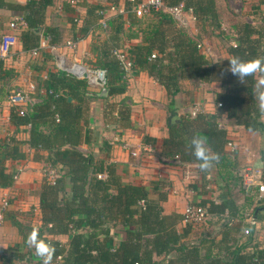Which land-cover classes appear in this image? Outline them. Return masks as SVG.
I'll use <instances>...</instances> for the list:
<instances>
[{
    "label": "trees",
    "instance_id": "obj_1",
    "mask_svg": "<svg viewBox=\"0 0 264 264\" xmlns=\"http://www.w3.org/2000/svg\"><path fill=\"white\" fill-rule=\"evenodd\" d=\"M54 1L29 0L20 4L0 0V9L20 12L27 23L20 36L25 50L39 47L42 38L51 37L53 43L58 41L59 30L46 26V11ZM121 1L107 0L108 5H85L83 2L77 8L67 2L75 11L81 6L87 8L89 19L80 30L83 34L102 19L100 12L110 5L126 6L124 14L110 17L108 29L104 31L107 37L94 46L97 61L93 66L107 73V95L99 96L110 99L127 91L128 81L115 54L118 50L128 52L137 69L146 71L162 85L170 98L183 92L185 81L221 82L223 91L218 94L221 106L217 114L201 113L192 118L179 116L177 109H172L164 153L172 158L180 156L184 162L199 167L200 161L191 154L188 146L193 135H202L207 138L212 152L219 154L216 163L219 168L228 167L231 162L226 153L228 132L219 123L223 114L248 131L264 132L254 92L256 78L249 77L244 84L226 71L228 60L233 56L243 60L264 56V24L241 21L226 31L216 0H165L169 7L185 2L187 9L193 11L200 31L193 37L165 11H154L147 16L155 18L144 21L146 16L139 18L133 12V3ZM203 35L220 39L230 57L211 61L198 47ZM126 40L135 43L128 48ZM154 54H157L156 58H153ZM9 75L4 60L0 59V82ZM44 94V101L32 104L25 115L12 107L11 123L17 129L30 127V138L19 141L13 137L10 143L1 147L0 187L14 185L16 179L8 172L6 161L26 157L21 145L33 149L36 160L61 166V174L54 181H45L40 194L43 223L37 233L40 240L50 243L55 250L52 264H158L157 257L169 256L167 264H264V246L257 244L255 229L252 228L251 235L238 245V230L231 227L230 222L240 216V208L233 198L216 202L207 184L203 182L197 186V192L202 195L198 204L208 210L211 220L217 221L195 227L184 222V214L165 213L166 191L157 185L150 189L127 183L115 164L98 158L99 154L80 150V146L96 141L88 127L91 110L88 104L94 95L85 80L61 71L51 72L45 82ZM107 106L106 115H109L110 105ZM123 108L116 119L119 124L130 126L131 108L129 105ZM103 145L101 155L108 154L110 146ZM228 154L235 156V152ZM199 172L203 179L209 173L201 172L200 168ZM242 190L245 194L243 185ZM246 196L254 201L257 193ZM254 211L256 220L264 218V196L258 199ZM214 225H220L219 229L214 231ZM205 227L209 231H204ZM120 232L123 238L116 244ZM190 234L195 235L196 242ZM62 235L69 237L67 243L56 239ZM29 257L32 264H42L34 246L28 251L11 248L9 253L0 255L2 264H22Z\"/></svg>",
    "mask_w": 264,
    "mask_h": 264
},
{
    "label": "crops",
    "instance_id": "obj_2",
    "mask_svg": "<svg viewBox=\"0 0 264 264\" xmlns=\"http://www.w3.org/2000/svg\"><path fill=\"white\" fill-rule=\"evenodd\" d=\"M12 1L26 4L29 0ZM216 1L222 18L223 29L226 31L232 28L233 23L241 21L264 24V0H232L243 5L244 13L238 12V9L227 3L226 15L229 14L231 16L230 23L232 25L228 24L226 15L222 11V7H220V3L222 6L223 1ZM84 4L108 5L109 2L107 0H84ZM19 17H22V14L18 11L0 9V34L8 30L9 24ZM191 17L192 15L188 18ZM88 19L86 7L81 6L75 11L68 6L67 0H55L53 5L48 7L46 11V26L56 28L60 33L56 43L51 41L52 44L58 47L56 51L58 56H63L70 62L75 59L86 64L97 61L94 46L107 35L104 32L105 29L99 25V22L93 23L88 32L83 34L80 30ZM193 20L192 17L190 25L191 27L194 26V28L188 33L196 37L200 34V31L196 21ZM4 26L7 29H3ZM26 28L19 33V38ZM98 34L101 35L98 36ZM74 38L78 40L77 47L74 49L66 47L65 42ZM219 40L216 38L209 39L203 35V40L201 41L205 48L203 49L205 54L213 62L230 57ZM51 43L42 38L41 46L43 52L38 57H35L32 51H27L23 48L20 39L19 43L13 47L10 58L4 61L11 75L0 82V158L2 156L1 147L10 143L13 137L19 141H28L30 138V127L23 126L17 129L11 123L12 106L8 102V95L13 90L22 88L30 91L34 104L44 101L45 82L49 79L51 72L59 71L56 62L57 55L52 53L49 48L47 49ZM125 43H127L125 44L126 47L129 48L135 41L133 40L130 43L126 40ZM128 80L126 93L110 99L99 96L101 95L99 87H89L94 99H92L91 107L93 111L91 112L90 110L88 127L91 133L95 135L96 141L91 145L80 146V150L83 152L86 150L84 153L87 154H99L98 158L115 164L119 174L127 183L141 184L150 189L157 185L160 189L166 191L168 199L163 204L166 214L179 213L183 215L190 201L199 203L202 195L197 192L196 188L203 185L204 182L216 202H221L226 198H233L239 206L240 216L230 222V225L235 226L234 229L238 230V245L244 243L246 237L242 235L243 228L263 229L264 218L259 221L256 220V226H251L244 221L245 215L249 211L255 210L257 202L244 194L238 173L241 168L247 165H255L264 171V132L248 131L244 126L235 124L226 114H223L219 118V123L228 132V140H232L235 143V156L228 154L232 152L226 147L227 156L231 160L230 164L228 167L219 168V165L215 163L205 179L202 178L197 164L185 162L188 166H182L177 164L174 158L164 153V141L168 137V119L172 109H177L179 116H185V113L192 105L200 103L202 104V114H217L220 110L218 94L223 91L222 83H203L196 80L185 81L186 87H183V92L174 98H170L166 89L146 71L136 70ZM31 85L36 87L35 91L31 90ZM114 100H124L129 104L131 108L130 126L119 124L120 121L117 119L113 122L107 120V104ZM261 120L264 122V117ZM104 143H107L105 147L109 148L110 146V149L109 152H106L108 154L104 153L105 155H101V147H104ZM21 148L26 154L25 158L6 161L8 172L14 176L18 175L21 169L22 172L15 180L13 186L1 188L3 194H9L12 206L6 214L5 225L0 228V255L9 253V250L15 247H20L24 251H28L29 247H33L29 242V236L33 232L37 233V229L43 223L40 209L42 185L45 181L55 178L52 170L58 167L61 168L60 165L52 166L47 162L36 160L35 151L28 145H21ZM134 153L137 155H134ZM187 169H190L191 174L187 175L184 172ZM57 170L58 172L61 171V169ZM215 183L219 186L218 188ZM214 189L217 194L220 192L218 194L220 195L219 198L213 191ZM227 220L229 221V219ZM215 221L217 219L212 218L209 225L214 224ZM222 222H225V220ZM219 226L214 225V231L219 229ZM207 228L205 227L204 231ZM191 236L192 240H194L195 235L190 234ZM122 238L123 233L120 232L116 237L115 243H119ZM56 239L63 243L69 241V237L65 235L56 236ZM260 240L261 243L258 241L257 244L263 247L264 237L260 238ZM251 247L248 250L252 249ZM170 258L171 256L168 258L157 257L156 260L158 264H167ZM32 261V258L29 257L22 264H32Z\"/></svg>",
    "mask_w": 264,
    "mask_h": 264
},
{
    "label": "built area",
    "instance_id": "obj_3",
    "mask_svg": "<svg viewBox=\"0 0 264 264\" xmlns=\"http://www.w3.org/2000/svg\"><path fill=\"white\" fill-rule=\"evenodd\" d=\"M134 4L133 12L139 17L143 18L152 12L156 11H165L166 13L170 14L173 19L176 21L177 25L180 28L187 30L190 25V20L196 21L194 17L193 11L188 10L186 7V3L182 2L179 5L169 7L167 6L165 0H126ZM67 2L74 8L79 7L84 0H67ZM126 12V6L122 5H110L105 10L101 11L100 14L102 15V19L99 21V25L103 29L108 28V20L113 14ZM190 15H192L191 18ZM27 27V23L23 17L16 18L13 20L9 26L8 30H6L1 35L0 39V59L4 61L9 59L12 54L13 47L19 43V33ZM48 42L51 43V37L44 38ZM78 45V41L74 39H69L65 42V46L69 48H76ZM236 46V43H234ZM200 49H205L204 45L200 43L198 45ZM52 50V53L56 54L58 49L57 45L50 44L47 49ZM32 54L35 57H38L43 52V48L40 44L39 47L31 50ZM116 56L118 57L119 61L122 64V69L125 72V78L128 79L132 77L134 71L138 70L136 64L132 57L126 52L125 50H118L115 52ZM157 54L153 55V58H156ZM57 68L59 71L64 72L68 75L74 76L78 79L85 80L89 87H100L102 91L106 89L107 85V73L105 70L91 67L88 64L81 62L78 59L70 62L63 56L57 55ZM36 87L31 85V90L35 91ZM8 102L12 107L17 108L21 115H25L28 111L29 107L34 104V100L30 91L24 90L22 88L13 90L8 95ZM219 107L221 104L219 103ZM202 104L196 103L194 106H191L190 109L187 110L188 116L195 118L199 114H201ZM227 147L231 150V152H235V143L231 140L229 141ZM134 155H137L134 153ZM175 162L179 165H186L185 162L181 159L180 156H176L174 158ZM188 166V165H186ZM22 172V169L19 171L18 175H15V179L18 178L19 174ZM184 172L187 175L191 174L190 169L185 170ZM263 169L255 166V165H247L239 170V177L242 181L243 189L245 190V194L248 195L249 193L255 194L257 193L256 202L258 199L264 196V182H263ZM58 177V175H57ZM56 178H52L50 181H54ZM0 187V228L5 225L6 222V214L12 206L11 198L8 193L3 194L1 192ZM254 191V192H253ZM253 192V193H252ZM184 222L186 224H192L193 226H202L206 225L208 222L211 221V215L208 210L198 203L194 201H190L184 211ZM227 217V215L225 216ZM245 223H249L251 226H256L257 221L254 218V209L249 211L244 217ZM252 233V227H245L242 230L243 236H249ZM0 264H2L0 259ZM15 264H20L19 262Z\"/></svg>",
    "mask_w": 264,
    "mask_h": 264
},
{
    "label": "clouds",
    "instance_id": "obj_4",
    "mask_svg": "<svg viewBox=\"0 0 264 264\" xmlns=\"http://www.w3.org/2000/svg\"><path fill=\"white\" fill-rule=\"evenodd\" d=\"M229 61V71L236 76L241 83L249 77L255 80V97L258 103V111L264 117V56H258L250 60H243L239 56H233ZM191 154L200 161L201 172H208L215 163L219 162L218 153L212 152L208 145L207 138L202 135H193L189 143ZM29 242L35 247L36 255L40 257L42 264H52L55 250L53 246L39 239L38 233L33 232L29 236Z\"/></svg>",
    "mask_w": 264,
    "mask_h": 264
},
{
    "label": "rangeland",
    "instance_id": "obj_5",
    "mask_svg": "<svg viewBox=\"0 0 264 264\" xmlns=\"http://www.w3.org/2000/svg\"><path fill=\"white\" fill-rule=\"evenodd\" d=\"M221 2L223 1V5L221 6V3H220V7H222V11L225 13V15H226V13H227V11H226V8H227V3H229L232 7H235V9H238V12L240 11V12H243V5L240 3V2H235V1H232V0H220ZM225 9V10H224ZM228 9V8H227ZM232 10V9H231ZM232 11H234V10H232ZM245 12V11H244ZM243 12V13H244ZM235 13V12H234ZM240 14V13H239ZM155 18V16H146L145 18H143L142 20H147V21H149L150 19H154ZM224 19H225V17H224ZM233 19V18H232ZM226 21L228 22V24L229 25H232V23H230L231 22V16L228 14V15H226ZM234 24V23H233ZM192 28H194V26H190L186 31L188 32V31H190ZM3 29H7L6 28V26H4L3 27ZM1 35H2V33L0 34V39H1ZM101 34H98V36H100ZM125 44H127V43H125ZM224 48V47H223ZM89 66H93V65H95V61H93L92 63H89L88 64ZM93 67H96V66H93ZM128 82H129V80L128 79H126ZM183 87H186L185 86V83L183 82ZM99 92H100V94H101V91H102V88H100L99 87ZM109 105H110V107H109V112H108V114L109 115H107L108 116V118H107V120L109 121V122H113L116 118L118 119V116H119V112L120 111H124V108H123V106H125V105H129L126 101H124V100H114L113 102H109L108 103ZM88 106L90 107V106H92V100H91V102L88 104ZM116 106H117V109H116ZM192 106H194V105H192ZM108 107V106H107ZM93 108H94V106H93ZM93 110H92V107H91V112H92ZM186 115H188V112H186L185 113ZM118 115V116H117ZM120 117V116H119ZM84 152H86V150H84ZM57 169H62V168H60V167H58ZM57 169H54V170H52V171H54V172H52L53 173V175H55V178H57V174H61L60 172H58V170ZM59 176V175H58ZM215 185H217L216 183H215ZM219 186L217 185V188H218ZM237 189L239 190V188L237 187ZM214 192H215V194H217V191L214 189L213 190ZM218 194H220V192H218ZM217 194V195H218ZM214 195V194H213ZM216 195V196H217ZM218 198L220 197V195H218L217 196ZM22 223H24V222H22ZM23 225H25V224H23ZM234 225V224H233ZM231 227H235V226H231ZM195 231H198V230H195ZM255 232V235H256V237H257V241H259V242H261V240H260V238H262V237H264V228L262 229V228H259V230H255L254 231ZM244 242H245V240H244Z\"/></svg>",
    "mask_w": 264,
    "mask_h": 264
},
{
    "label": "water",
    "instance_id": "obj_6",
    "mask_svg": "<svg viewBox=\"0 0 264 264\" xmlns=\"http://www.w3.org/2000/svg\"><path fill=\"white\" fill-rule=\"evenodd\" d=\"M101 95H102L103 97L106 96V95H107V90L104 89V90L102 91Z\"/></svg>",
    "mask_w": 264,
    "mask_h": 264
}]
</instances>
